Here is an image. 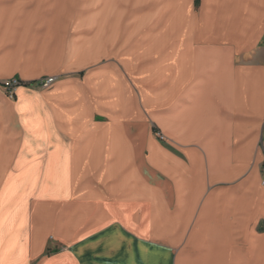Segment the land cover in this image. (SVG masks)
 I'll return each mask as SVG.
<instances>
[{"label": "crops", "instance_id": "0c3cea01", "mask_svg": "<svg viewBox=\"0 0 264 264\" xmlns=\"http://www.w3.org/2000/svg\"><path fill=\"white\" fill-rule=\"evenodd\" d=\"M83 1L0 0V264H264V0L175 1L174 37L136 41L128 2L102 26Z\"/></svg>", "mask_w": 264, "mask_h": 264}, {"label": "rangeland", "instance_id": "374dc122", "mask_svg": "<svg viewBox=\"0 0 264 264\" xmlns=\"http://www.w3.org/2000/svg\"><path fill=\"white\" fill-rule=\"evenodd\" d=\"M73 1V0H71ZM161 0H135L136 4H134L133 0H123V2L127 3V4H123L122 7V11H120L119 9L116 11V15H115V22L112 25V28L115 29V26H120L119 25V21L122 19H126L129 18V24L126 26L127 28H132L133 32L132 33H136V31L138 30V28H140V31H138V33L134 36L135 41L139 40V38L141 37V34H146L147 36H149V39H153L154 37L156 38V40L158 39V37H160V33L162 32H166L167 34V39H172L173 36V32H172V28H173V18H174V14H173V9L175 6V1L177 2L178 5V9L181 10V14L182 16H184V14L187 13L188 10V1L187 0H166V2L164 3V7L162 8V12L166 11L165 13L163 12L162 14H160V16H156L158 10H159V4H160ZM84 2V1H83ZM118 1L117 0H85V2L83 3L84 5V10L81 11V15L80 17L77 19V22L79 25L83 24V25H93L95 24V22L98 21V18L101 17V25L104 26L105 23V19H106V12H108V10L117 5ZM146 3L151 4V8L147 11V12H143L141 9H134V5H136V7H141L142 9H145L147 7V5H144ZM125 5V6H124ZM91 8V9H89ZM133 10H137L134 11V14L131 15L129 17V13ZM195 11H197V5L194 6ZM146 10V9H145ZM85 12V13H84ZM86 16L85 20L84 19V15ZM156 16V17H155ZM100 23V22H99ZM100 25V24H99ZM164 25L167 28V30L165 31L164 29ZM168 26V27H167ZM118 31V36L120 35L119 32V28H116ZM112 31V30H111ZM92 32V31H91ZM115 30L112 31V34H115ZM97 35L99 34V30L96 33ZM89 34L87 35V37H89ZM84 37V36H83ZM87 37L85 38V41L87 42ZM170 39V40H171ZM75 52V53H73ZM98 55H99V49L98 47H94L93 45H89V43L86 45L85 43H80L73 45L71 48V54H70V58H73V61L75 62H93L95 59H98ZM109 62V60H103L101 64H98L100 66H103L105 64H107ZM89 70H91L92 68H88ZM51 78V77H50ZM47 79V78H46ZM10 80V79H8ZM7 80L2 81V83H4ZM10 98H12V96L9 95ZM156 138L161 141L162 143L165 142L166 138L163 136V134L161 132H159V134L156 135ZM6 167H9V163L6 165ZM13 169V165H11L9 170ZM0 170H3V168H0ZM25 170H33L32 167H28ZM248 177V176H247ZM261 182L264 183V170H262V175H261ZM250 197V196H249ZM249 197L246 198V203L249 201ZM7 239V238H6ZM2 240V242L6 243V247H2L0 249H2V251H4L6 249V251L9 250V248L13 245L12 243L14 242V245L16 244V240H10L9 238L6 240ZM6 240V241H5ZM8 241V242H7ZM53 241H50L49 243V247L47 249V252L45 253L44 257H48L51 256V254H53V252H59V251H64L65 249L62 246H57L53 244ZM8 244V245H7ZM13 245V246H14Z\"/></svg>", "mask_w": 264, "mask_h": 264}, {"label": "bare ground", "instance_id": "6f19581e", "mask_svg": "<svg viewBox=\"0 0 264 264\" xmlns=\"http://www.w3.org/2000/svg\"><path fill=\"white\" fill-rule=\"evenodd\" d=\"M0 116H2V115H0ZM0 122H1V121H0ZM0 125H2V124H0ZM6 126H7V124H6L4 127H6ZM1 127H2V126H1ZM1 127H0V128H1ZM2 132H3V130H2ZM16 134H17V133H16ZM2 135L4 136V134H2ZM5 135L7 136L8 134H5ZM8 136H9V135H8ZM8 136H7V137H8ZM14 136H15V138H16V135H14ZM1 137H2V136H0V138H1ZM9 137H10V136H9ZM9 137H8L7 139H9ZM10 138H11V137H10ZM13 138H14V137H13ZM15 138H14V139H15ZM1 141H2V138H1ZM2 142H3V141H2ZM3 143H4V142H3ZM9 146L11 147V145H9ZM16 146H17V145H14L13 147H16ZM10 147H9V148H10ZM13 147H11V148H12V150L14 151V148H13ZM15 149H16V148H15ZM10 150H11V149H10ZM10 155H11V154L7 153V150H6L5 146H4L3 144L0 143V168H3V170H2L3 172H4V170L6 171V168H7L6 165H7L8 163L10 164V163L14 160V159L11 158L13 155H12L11 157H9ZM13 157H14V156H13ZM49 158H50V157H49ZM15 160H16V159H15ZM36 161H37V160H36ZM49 161H50V160H49ZM33 162H35V161H33ZM54 163H56V161H54ZM51 164H52V162H51ZM54 166H56V164H55ZM32 168H33V170H37L35 166H33ZM55 168H59V167L57 166V167H55ZM47 169H48V168H47ZM52 170H53V168H52ZM62 170H63V168H62ZM2 171H1V172H2ZM7 171H8V170H7ZM57 171H59V170L57 169ZM3 172H2V173H3ZM48 172H50V169H48ZM62 172H63V171H62ZM4 173H5V172H4ZM52 173H54V172H52ZM52 173H51V175H49V176H47V177H50V176H51V179H52ZM58 173H59V172H58ZM65 173H66V171H65ZM48 174H50V173H47V175H48ZM61 174H62V173H61ZM5 175H7V174H5ZM62 175H63V174H62ZM44 176H46V175H44ZM4 178H5V176H4ZM6 178H7V177H6ZM6 178H5V179H6ZM51 179H50V180H51ZM18 180H19V179H18ZM47 180H48V178H47ZM4 181H5V180H4ZM16 181H17V180H16ZM53 182H54V181H53ZM61 182H62V181H61ZM17 183H18V182H17ZM55 183H56V181H55ZM57 183H58V182H57ZM0 185H2V184H0ZM45 186H46V185H45ZM45 186H44V188L41 190L40 195H43V194L45 193V191H47V192L51 191V190H49V187H50V186H47L48 188L45 187ZM0 187H1V186H0ZM10 187L12 188V186H10ZM45 188H47L48 190H47V189L45 190ZM54 188H55V187H54ZM43 190H44V191H43ZM7 192H8V191H7ZM19 192H20V191H19ZM8 193H9V192H8ZM13 197H14V196H13ZM15 197H16V196H15ZM17 198H18V197H17ZM20 198H21V197H20ZM57 198H58V197H57ZM15 199H16V198H15ZM26 199H27V198H26ZM13 200H14V199H13ZM16 202H19V201H16ZM16 202H15V203H16ZM16 204H17V203H16ZM16 204H15V205H16ZM10 205H12V204H10ZM25 205H26V204H25ZM16 206H17V205H16ZM12 207H13V206H12ZM1 209H2V207H1ZM27 209H28V207L26 208V211H27ZM6 210H7V209H5V211H6ZM9 210H10V209H9ZM22 211H23V210H22ZM0 212H1V211H0ZM2 212H3V211H2ZM23 215H24V214H23ZM23 215H21V216H23ZM25 216H26V214H25ZM13 217H14V215H13ZM19 217H20V215H19ZM19 217H18V218H19ZM25 218H26V217H25ZM15 219H16V218H15ZM17 220H18V219H16V221H17ZM19 220H20V219H19ZM19 220H18V221H19ZM18 221H17V223H18ZM14 224H15V223H14ZM23 224H25V223H23ZM15 225H16V224H15ZM15 225H13L14 228L16 227ZM26 225H28V224H26ZM5 230H6V229H5ZM12 230H13V229H12ZM15 230H16V229H15ZM19 230H21V229H19ZM10 231H11V230H10ZM10 231H9V233H10ZM17 232H18V230H17ZM1 233H2V232H1ZM11 233H12V232H11ZM24 233H26V232H24ZM16 235H17V234H16ZM1 236H2V235H1ZM1 236H0V237H1ZM6 236H7V233H6ZM6 236H4V238H5ZM9 236H10V235H9ZM9 236H8V237H9ZM17 236H18V235H17ZM15 237H16V236H15ZM18 237H19V236H18ZM18 237H16V238H18ZM27 237H28V236H27ZM1 239H2V237H1ZM1 239H0V241L4 240V239H2V240H1ZM5 239H6V238H5ZM11 239H12V237L9 238V241H10ZM19 239H20V237H19ZM6 240H7V239H6ZM6 240H5V241H6ZM12 240H13V239H12ZM7 242H8V241H7ZM16 242H17V241H16ZM19 242H20V241H19ZM0 244H1V243H0ZM12 244L14 245V242H13ZM4 245H5V243L3 244V246H4ZM7 245H8V244H7ZM13 245H12V246H13ZM22 245H23V244H22ZM3 246H1V248H2ZM4 247H6V245H5ZM2 249H3V248H2ZM2 249H1V251H2ZM24 249H25V247H24ZM13 250H14V249H13ZM25 250H26V249H25ZM1 254H2V253H1ZM11 255H12V257L15 258V259H19V258H20V257H19V258L14 257V256H13V253H12ZM24 255H25V254H24ZM24 255H23V258H22V259H24V258L26 257V256H24ZM12 257H10V258H12ZM0 258H1V257H0ZM20 259H21V258H20ZM20 259L17 261L18 264H19V262H20V263H21V262L24 263V262H23L24 260H23V261H20ZM22 259H21V260H22ZM26 259H27V258H26ZM7 260H9V259H7ZM7 260H6V261H7ZM0 261H2V260H0ZM6 261H4L3 263L6 264ZM11 261H12V260H11ZM17 262H15V263L17 264ZM15 263H14V264H15ZM24 264H25V263H24Z\"/></svg>", "mask_w": 264, "mask_h": 264}, {"label": "built area", "instance_id": "2783aa9c", "mask_svg": "<svg viewBox=\"0 0 264 264\" xmlns=\"http://www.w3.org/2000/svg\"><path fill=\"white\" fill-rule=\"evenodd\" d=\"M55 81H56V78L54 77L41 80L40 87L42 90H47L55 83ZM24 85H25L24 82L16 78L7 80L4 83H2V86L6 89L8 94L12 97L15 94V92Z\"/></svg>", "mask_w": 264, "mask_h": 264}]
</instances>
